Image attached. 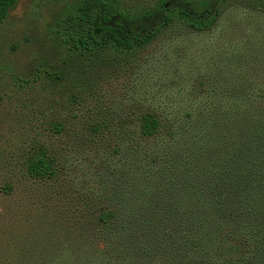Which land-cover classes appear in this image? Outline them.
Listing matches in <instances>:
<instances>
[{"label": "rangeland", "instance_id": "rangeland-1", "mask_svg": "<svg viewBox=\"0 0 264 264\" xmlns=\"http://www.w3.org/2000/svg\"><path fill=\"white\" fill-rule=\"evenodd\" d=\"M73 1L17 0L0 22V264H78L66 244L83 253L102 248L80 226L96 198L140 220L157 216L150 234L160 241L168 216L210 184L203 165L232 145L230 127L245 130L253 113L243 97L262 95L264 12L241 3L223 9L207 30L172 23L136 55L74 67L70 82L37 79L43 69H59L55 20ZM143 109L173 133L130 138ZM95 119L106 127L92 135L86 122ZM53 122L66 130L53 132ZM38 145L58 167L54 179L36 182L25 172ZM41 241L53 245L43 250Z\"/></svg>", "mask_w": 264, "mask_h": 264}, {"label": "trees", "instance_id": "trees-1", "mask_svg": "<svg viewBox=\"0 0 264 264\" xmlns=\"http://www.w3.org/2000/svg\"><path fill=\"white\" fill-rule=\"evenodd\" d=\"M16 2L0 0V22ZM232 3L264 12V0H146L138 4L74 0L55 20L61 45L59 69H43L34 77L44 76L51 83L70 82L74 67L88 70L97 63L136 55L172 23L191 31L207 30ZM259 90L260 100L243 97L241 101L249 102L253 113L244 124L245 130L234 127V122L230 127L232 145L223 146L219 156L203 165L210 184L202 194L194 189L190 193L193 197L176 208L175 218L168 216L160 241L150 234L157 216L155 221L149 220L150 215L140 220L138 214L100 205L96 198L84 220L80 219V226L99 238L102 248L92 244L83 253L74 243L66 244L72 252L69 260L78 264H95L92 257H101L98 264H264V86ZM241 102H233L237 116H241ZM86 124L92 135L106 127L103 119ZM131 124L133 140L153 138L162 131L173 133L167 121L148 109L140 110ZM51 128L55 133L66 130L62 122H53ZM25 164L26 174L36 182L54 179L58 171L45 145L30 151ZM10 189L9 183L3 185V191ZM191 205L198 209L193 211ZM40 243L43 250L53 245ZM161 254L165 257H154Z\"/></svg>", "mask_w": 264, "mask_h": 264}]
</instances>
